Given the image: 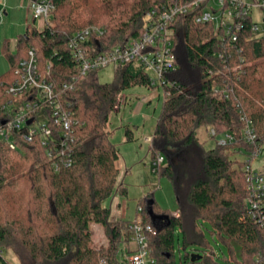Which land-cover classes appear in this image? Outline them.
Wrapping results in <instances>:
<instances>
[{
    "label": "trees",
    "instance_id": "obj_1",
    "mask_svg": "<svg viewBox=\"0 0 264 264\" xmlns=\"http://www.w3.org/2000/svg\"><path fill=\"white\" fill-rule=\"evenodd\" d=\"M50 1L54 25L28 30L13 50L9 41L3 47L9 68L0 76V106L9 98L6 87L16 65L31 47L37 50L41 68L52 61V78L58 84L68 83L77 75L69 48L74 33L98 26L105 30L98 43L110 49L138 38L153 8L191 0ZM203 7L178 16L172 25L177 70L166 78L177 86L163 102L150 143L152 161L160 154L166 158L157 174L172 181L177 215L156 210L151 194L137 207H142L145 222L156 230L150 237L156 264H178L175 241L180 232L184 254L180 247L179 264H217L214 251L208 248L187 250V245L206 244L204 222L232 248L231 264H255L264 254V228L248 212L243 168L252 162L245 155L254 147L240 139L239 111L254 124L262 146L264 38L251 39L246 25L248 30L236 42H223L212 24L196 23ZM221 53L225 58L219 57ZM137 85L155 89L143 70L130 64L115 69L111 83H101L98 71H92L64 93L81 126L74 163L59 174L46 161L39 142L26 144L21 153L0 141V250L11 249L22 264H120L119 248L132 231L131 221H110L111 209L106 204L117 194L128 195L126 184L118 183L120 150L111 140L108 124L122 93ZM227 87L228 97L223 92ZM1 118L0 114V122ZM124 128L126 143L133 142L134 130L128 125ZM202 128H215L219 134L232 132L238 140L229 147L205 148L198 137ZM238 153L244 161L233 157ZM149 201H153L151 206ZM149 209L163 218H153ZM92 224L102 226L107 246H90ZM234 244L241 248L240 260ZM194 254L201 259L193 262ZM1 262L9 264L5 256Z\"/></svg>",
    "mask_w": 264,
    "mask_h": 264
},
{
    "label": "built area",
    "instance_id": "obj_2",
    "mask_svg": "<svg viewBox=\"0 0 264 264\" xmlns=\"http://www.w3.org/2000/svg\"><path fill=\"white\" fill-rule=\"evenodd\" d=\"M204 5L196 18V23L212 24L215 34L223 42L233 43L238 40L242 31L249 27L251 39L264 38L260 35V27L253 19V9L257 8L264 17V0H191L179 2L165 8H153L144 18L143 32L123 45L103 49L98 43L105 30L98 26H89L74 33L69 40V48L76 64L77 75L71 82L58 84L52 78V61L44 68L40 67L37 50L31 47L26 58L21 59L14 69V78L6 87L8 100L0 106L2 115L0 122V141L10 150L24 153L26 144L39 142L44 150L46 161L56 174L70 168L74 163L73 154L78 145L77 131L81 124L72 110V103L63 98L75 83L92 71H100L108 67L133 64L148 76L150 86L162 87L164 100L173 93L177 86L166 78L170 72L177 70L176 55L173 49L175 19L186 15ZM33 24L27 28L43 30L53 24L54 5L50 0H28ZM264 20V19H263ZM37 21L43 27H35ZM95 41V42H94ZM220 58H225L223 53ZM229 87L223 92L228 97ZM122 97V96H121ZM118 100L116 112L125 98ZM239 107L240 104L238 103ZM243 124L240 139L254 147L245 155L243 168L249 215L264 228V170L253 169L252 163L263 152L260 138L254 124L242 109L239 111ZM210 137L216 145L229 147L236 142L237 136L232 132L219 134L215 128L210 129ZM147 142L151 143L152 137ZM165 157L159 155L151 162V169L157 174L164 165ZM142 207H137V215L130 223L131 236L124 240L118 251L120 264H156L150 246V237L156 234L154 226L145 222ZM101 249V248H100ZM4 250H0V264ZM105 264V263H101ZM255 264H264V254L256 258Z\"/></svg>",
    "mask_w": 264,
    "mask_h": 264
},
{
    "label": "rangeland",
    "instance_id": "obj_3",
    "mask_svg": "<svg viewBox=\"0 0 264 264\" xmlns=\"http://www.w3.org/2000/svg\"><path fill=\"white\" fill-rule=\"evenodd\" d=\"M7 2L9 3L7 4ZM7 2L6 0L0 2V76L9 68V63L3 54L5 43L9 41L10 48L13 50L15 40L18 39L19 35H24L23 32L26 30L27 25L32 23V18L29 17L27 8L22 4L21 0H9ZM29 18L30 21L27 23ZM253 19L260 27L261 31L259 34L264 35V17L257 8L253 9ZM40 22L37 21L35 27H38ZM98 79L101 83L113 82L115 79V70L112 67H108L98 71ZM121 98H125L126 101H124L117 112L115 110L111 114L108 129L113 133L111 137L112 142L118 145L121 150L122 158L118 163V167L122 169V174L126 171L124 165L127 164L129 173L127 175L123 174L122 177L128 188V195L127 197H122L117 194L115 197L120 199L122 203L121 208L125 207L127 209V221H134L137 215L138 202L148 194H151L156 201V210L159 212L166 211L175 215L178 204L172 181L167 176L159 177L158 174L152 172L150 143L145 140L146 137L153 135L162 112L164 102L163 88L157 87L155 89H149L145 86L137 85L125 90ZM127 125H130L136 133L135 136L138 140L134 143V148L135 152H138L139 155L133 152V150L129 152L123 143L125 139L124 127ZM210 129L202 128L198 131V137L204 142L205 148H213L216 145L215 140L210 137ZM262 146V154L255 158L252 163L253 169L256 170H264V141ZM233 157L236 160H245L244 155L240 153L234 154ZM118 183H121L120 178ZM115 197L110 198L107 202L110 203ZM201 224L206 234V244L187 245V250L191 251L192 247L208 248L214 251L217 264H231L228 260L232 259V248L218 236L213 235L212 227L208 222ZM92 232L93 236L90 244L92 248L100 249L107 246L108 240L101 225L92 224ZM183 238V234L180 232L179 239L176 238L175 241L178 264L180 263V247L183 250ZM234 249L238 260H240V246L234 244ZM4 253L9 264H22L11 249L5 248Z\"/></svg>",
    "mask_w": 264,
    "mask_h": 264
},
{
    "label": "crops",
    "instance_id": "obj_4",
    "mask_svg": "<svg viewBox=\"0 0 264 264\" xmlns=\"http://www.w3.org/2000/svg\"><path fill=\"white\" fill-rule=\"evenodd\" d=\"M1 1H4V0H0V2ZM7 1H9V0H6V2ZM22 1V4L23 5H25L26 6V8H27V12H28V15H29V17L30 18H32V14H31V11L28 9V0H21ZM9 2H7V4H8ZM6 4V3H5ZM30 18L28 19V21H27V23H29V21H30ZM34 23V21H33V19H32V23L31 24H33ZM37 23H35V25H36ZM30 25V24H29ZM29 25H27V27H26V30L23 32L24 34L27 32V28H28V26ZM39 28H42L43 27V22H40L39 23V26H38ZM19 36H21V35H19ZM19 38V37H18ZM18 40V39H17ZM17 40H15L16 42H17ZM14 41V42H15ZM16 42L14 43V47H13V49L15 48V44H16ZM130 126V125H129ZM131 127V126H130ZM132 128V127H131ZM133 129V128H132ZM134 130V129H133ZM134 135H136V133H135V131H134ZM152 137V136H151ZM148 137H146L145 138V140L147 139ZM138 139L136 138V136H135V140H134V142H131V143H126V137H125V139H124V141H123V143H124V145H125V147H127L128 148V150H129V152H130V150H133V152H135V148H134V143L137 141ZM147 141V140H146ZM118 146V145H117ZM119 150H120V148H119ZM137 155H139V153L138 152H135ZM131 154H133V153H131ZM121 158H122V156H121V150H120V158H119V160H118V163L120 162V160H121ZM118 163H117V165H118ZM119 166V165H118ZM125 166V169H126V171L125 172H123V174H125V175H127L128 173H129V171H128V168H127V164H125L124 165ZM120 168V167H119ZM120 170H121V175H120V181H123L124 182V178L122 177V169L120 168ZM130 170V169H129ZM115 197V196H114ZM109 200V199H108ZM107 200V201H108ZM106 201V203H107V206L111 209V215H110V221H112V222H118V221H127V209L124 207V208H121V202H120V199L119 198H117V197H115L114 198V200L113 201H111L110 203H108ZM124 205H126L125 203H124ZM175 215H177V212H176V214Z\"/></svg>",
    "mask_w": 264,
    "mask_h": 264
},
{
    "label": "water",
    "instance_id": "obj_5",
    "mask_svg": "<svg viewBox=\"0 0 264 264\" xmlns=\"http://www.w3.org/2000/svg\"><path fill=\"white\" fill-rule=\"evenodd\" d=\"M152 202H153V201H149V202H148V205L151 206V205H152ZM149 214H151V215L153 216V218H163V217L155 216V215L153 214V212H152V209H149ZM199 259H201V256H200V255H196V254H194V255L192 256V261H193V262H195L196 260H199Z\"/></svg>",
    "mask_w": 264,
    "mask_h": 264
}]
</instances>
